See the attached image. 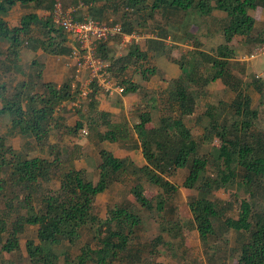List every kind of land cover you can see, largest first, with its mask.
Segmentation results:
<instances>
[{"label":"trees","instance_id":"1","mask_svg":"<svg viewBox=\"0 0 264 264\" xmlns=\"http://www.w3.org/2000/svg\"><path fill=\"white\" fill-rule=\"evenodd\" d=\"M99 1L81 0V5L91 17L98 19L105 13L106 1L111 4L107 7H112L113 11L125 8L141 16V12L147 10V18H151L154 13L165 19L176 14H194L205 25L218 22L223 43L212 53L194 50L193 54L197 58L186 63L182 61L184 57H181V61L177 62L180 74L172 81L171 88L167 89L166 98L162 101V113L155 128L145 129L150 116L137 106L133 110L136 122L130 128L124 120L117 123L110 121L108 114L97 111L94 100L89 101L88 108L93 118L90 130L102 126L103 133L95 132L98 140L118 142L126 148L137 145L136 149L144 161L140 167L134 166L128 157L116 158L100 148L97 150L96 181L88 180L84 170L76 169L74 161L68 159V167L55 177L58 181L57 195L52 196L43 191L42 184L51 181L54 171L61 164L57 152L50 158H23L11 147L5 146L4 140L0 138V251L7 254L17 251L18 236L24 227L36 226L37 244L33 241L25 243L29 264H55L58 255L55 253L56 248L64 243L73 246L84 229L91 231L95 242L84 243L73 258L62 252L63 264L134 263L147 250L148 253H154L157 246L166 243L162 242L160 235L147 243L137 242L135 233L140 219L134 211L126 207H113L103 219L92 214L95 197L106 191L112 183L119 182L120 174L126 169L127 159L131 162L130 174L136 181L130 189L134 201L141 209L154 211L160 230L168 234L170 230L166 226L169 221H166L165 214L174 210L170 208L166 211V202L176 192L177 186L169 183L164 175L186 169L187 175L181 186L196 192L195 197L187 202L191 217L189 226L206 247L205 253L209 249L207 242L215 236L214 223L221 218L220 212L223 211L210 199L212 192L228 187L241 189L246 198L238 201L235 218L226 217L220 222L219 231H232L241 239L236 264H264V209H256L255 202L259 195L264 197V131L254 130L256 112L250 108L249 97L239 90L240 80L229 71L235 38L244 42H260L252 37L254 20L248 11L264 9V0H152L149 4L144 3V0H105L100 7L97 5ZM16 5L32 11L21 16L17 26L9 27L5 17ZM52 6L53 0H0V42L8 43L9 59L4 64L3 75L9 76L13 68L18 66L22 44L32 51L40 50L51 56L69 55L65 34L54 27L48 16ZM36 11L46 15L39 17ZM214 12L221 15L216 16ZM75 14L76 18H81ZM134 29L130 19L121 24V31L125 35L131 34ZM32 30L41 36L32 39ZM160 32L159 35L164 36ZM106 44L101 43L96 48L97 57L103 61L106 59ZM153 44L149 43L155 46ZM148 58L147 47L143 51L133 44L123 57L112 63L111 73L117 83L123 86V95L137 91L135 86L121 78L125 70L138 63H145ZM170 61L173 62L172 59ZM206 64L209 65L208 69ZM145 73L153 75L154 70L143 69V80L147 79ZM3 78L0 77V117H8L12 132L42 145L49 134L65 127L62 123L53 122L52 114L64 102L74 101V92H71L68 81L59 85L40 82L43 92L35 93L31 90L32 85L37 83L26 76L7 94ZM216 80L220 81L231 97L228 104L221 103L219 106L229 111L232 121L228 123L226 119H212L203 128L201 139L215 137L218 146L212 154L199 155L197 142L182 120L192 115L199 98L198 93H193L189 88H198L197 91H200ZM253 87L255 92L261 93L260 83L255 82ZM80 127L81 124L75 122L68 134H74ZM131 133H134L135 140L131 138ZM205 166L212 167L211 176L202 170ZM141 181L160 190V195L154 201L143 196ZM39 183L41 193L38 192ZM14 189L22 194L21 198H18ZM37 194L39 198L36 200L33 196ZM32 199L37 201V209L31 207Z\"/></svg>","mask_w":264,"mask_h":264},{"label":"rangeland","instance_id":"2","mask_svg":"<svg viewBox=\"0 0 264 264\" xmlns=\"http://www.w3.org/2000/svg\"><path fill=\"white\" fill-rule=\"evenodd\" d=\"M104 1L100 0L97 5H101ZM151 1L144 0V3L149 4ZM59 2L62 7H69L81 3V0H59ZM108 5L111 6L106 1L105 13L100 17L101 19L91 17L85 8L79 9L75 15L77 17H89L99 20L108 25L119 24L121 26L122 23L128 22L129 19L133 22L134 32L142 36L143 39L138 42L124 40L120 37L110 39L105 45V62L110 64L111 71L112 63L118 58L123 57L128 52L130 46H133V44L137 45L139 50L143 51L147 47L148 60L145 63L141 62L132 66L133 68L129 67L121 78L137 88V91L132 93L136 96L135 107L137 106L140 110L148 112L150 116V122L145 125V129L155 128L158 126L159 116L162 113V101L166 98L167 89L171 88L172 81L176 79L168 77L161 70V65L169 63L178 68L177 62L181 61L182 56L184 57L182 61L185 63L188 60L191 61L197 58V55L193 54L194 50L212 53L218 45L223 43L219 24L214 21L215 23H206V26L199 16L188 13L186 15L176 14L166 19L162 18L158 13H154L151 18H147V10L143 13L141 12V16H138L137 13L126 11L125 8H118L113 11L112 7H107ZM31 11L26 7L16 5L7 12L5 21L9 27L17 26L19 18ZM36 14L39 17L46 15V13H42L41 11H36ZM214 14L216 16L221 15L218 12H214ZM248 15L254 20L252 37L258 39L260 42H244L239 40V38H235L234 43H232L233 58L229 61V71L236 79L240 80L239 90L249 97L250 108L256 112L253 121L254 130L262 132L264 131V56H260L248 63H239L235 60V58L248 53L257 44L264 43V9L256 8L255 10H249ZM160 31H162L164 36L159 35ZM31 36L34 39L39 38L41 35L36 30H32ZM144 36L146 37L144 38ZM151 41L156 42V44H153ZM149 43L155 46L149 45ZM20 48L19 64L13 68L12 74L6 76L3 75V72H5L3 67L5 62L9 60L7 58L8 43L6 41L0 42V77L4 76L3 81L7 86V94L12 92L13 87L20 83V80H25L26 76L32 82L37 83L36 85H32L31 91L42 93L43 89L39 83L44 82L40 78L43 69H45L43 65L47 64V62L51 63L50 59H55V56L47 55L40 50L32 51L28 49L30 47H26L23 44ZM168 58L172 59L173 62ZM55 63L58 62L55 61ZM205 67L208 69L209 65L206 64ZM145 68L153 69L154 74L148 75L145 73L147 79L143 80L142 72ZM71 74L72 71L70 72ZM64 77L61 83L68 81L69 84L74 85L73 79H71L69 74ZM255 82L256 84H261L260 94L255 92L253 87ZM189 89L193 93L197 92L199 98L196 101L192 115L184 117L182 119L183 123L188 128L192 138L197 142L198 154H212L218 146V141L212 136L201 139L203 128L207 127V124L212 119H226L228 123L232 121L229 111L221 109L219 106L221 103L228 104L231 97H229L225 88L218 80L207 84L200 91H197L199 90L198 88ZM116 103L119 104L120 100H117ZM88 106V101L80 102L79 106H75L73 101L61 104L52 114V118L53 122L62 123L65 127L62 126L55 130L54 133L49 134L42 145L36 144L32 139H25L16 135L10 130L8 117H0V138L4 140L5 146L11 147L21 157L28 159L34 157L50 158L54 152H57L56 154L59 156L61 164L58 170L54 171L51 181L47 184H42L43 191H46L47 194L52 196L57 195L58 181L55 177L68 167V159L74 161L75 168L84 170L85 177L88 180L95 182L97 179L96 164L98 163V149L105 147L114 157L125 158L124 155L127 150L124 144L121 145L118 142L109 144L97 139L95 132L99 131L103 133L104 128L102 126H99L98 129L93 127L94 130H90L91 128L89 127L93 125V118ZM128 118V123L126 121L125 123L129 124L131 128L136 122V114H133V110L128 112ZM114 121L115 123L122 122L121 119L118 121L114 119ZM75 122L80 123L81 127L74 134H68V130L73 127ZM95 123L98 125L97 121ZM131 138L135 140L134 133H131ZM136 146L134 148H127L131 153L133 160L131 162L134 166H137L136 164L138 163L135 164V161L137 162L136 157L139 156L137 154L139 150L136 149ZM5 156L8 159L10 158L8 154H5ZM125 161L127 166L125 171L120 174L119 182L112 183L106 191L95 197L92 214L103 219L109 209L113 207H126L128 210L134 211L140 219L139 228L135 233V240L137 242L141 244L147 243L160 235L162 242L166 244L157 246L155 252L152 254L148 253L149 251L147 250V253H143L134 263L120 262L119 264H236L237 249L241 239L238 234L232 231H219V228L220 222L224 218L236 217L238 201L246 198L245 193L241 189L228 187L212 192L210 199L216 202L223 211L220 212L221 218L214 223L215 236H212L207 242L209 249L205 253L207 251L206 247L201 244L197 233L189 226L191 217L187 209V202L195 197L196 192L193 189H185L181 186L187 175L186 169L175 170L170 175H164V178L169 183L177 186L176 192L166 202V211L170 208L174 210L171 213L167 212L165 214L166 221H169V225L166 226L170 230L168 234L160 230V223L159 220H156V213L154 211H145L134 201L130 189L136 184V181L130 174V160L126 159ZM202 170L205 171L207 176L213 174L212 167L205 166ZM39 185L40 191L38 192L41 193V183ZM141 187L142 194L147 200L154 201L157 195L161 193L156 187L143 181H141ZM14 190L16 191V189ZM17 194L18 198H21L22 194L18 192ZM33 197L36 200L39 198L38 194ZM255 202L256 209H264L263 195L256 197ZM36 203L37 201L31 200V207L33 209H37ZM12 220L13 216H11ZM35 233L36 226H25L23 232L18 236L17 251L9 254L0 251V264H29L25 251V243L26 241H33L34 244H37ZM93 242L95 241L92 238L91 231L82 230L79 240L73 246L69 247L64 243L56 248L55 253L58 255L55 264H63L64 255L72 256L73 258V256L78 254L79 248L84 243L92 244ZM62 252H64V255Z\"/></svg>","mask_w":264,"mask_h":264},{"label":"built area","instance_id":"3","mask_svg":"<svg viewBox=\"0 0 264 264\" xmlns=\"http://www.w3.org/2000/svg\"><path fill=\"white\" fill-rule=\"evenodd\" d=\"M84 8L81 3L76 6L63 8L59 0H53V6L48 13L54 27L59 28L66 36V45L70 49L67 56V67L72 71L70 75L74 85L71 84V92H74V105L80 102L95 103L101 99L122 97L124 88L118 84L110 71V64L97 57L96 48L101 43H107L114 37L138 42L143 37L135 32L125 35L119 24H105L89 17L76 18L75 13ZM146 36H144L145 38ZM264 56V43L257 44L251 50L235 58L239 63H248L256 58ZM82 133H84L81 130Z\"/></svg>","mask_w":264,"mask_h":264},{"label":"crops","instance_id":"4","mask_svg":"<svg viewBox=\"0 0 264 264\" xmlns=\"http://www.w3.org/2000/svg\"><path fill=\"white\" fill-rule=\"evenodd\" d=\"M53 60L57 61L58 63H55V61ZM50 61L51 63L47 62L48 65L47 64L43 65V68L45 69L42 68L43 71H42V75L40 76V78L44 82H51L55 85H59L61 81L63 80V78H65L64 77L65 75L69 74L70 76L71 70L67 67V64L69 63L68 59L67 57L55 56V59H50ZM41 63H44V62H41ZM160 68L170 78H177L179 76V70L173 64L164 63V65H161ZM69 85H71V83ZM117 100H120L119 104L116 103ZM135 105H136V96L133 95L132 93H129V94H125L123 97H115V98H110V99L103 98L100 101H98L97 104H95V108L97 109V111L108 114L109 119L112 122H115L114 119L116 121L121 119V121L124 120L128 123L129 121L128 112L130 110L131 111L134 110ZM128 126L130 127L129 124ZM109 144H114V143H109ZM102 149L109 151L105 147H103ZM125 149L127 151L124 157H128L131 161H133L131 153L128 151L126 147ZM137 154H139V156L137 157L135 156L137 160V162L135 161V164L138 163L136 165L140 167L144 164V161L139 151H137ZM73 165H74V162H73Z\"/></svg>","mask_w":264,"mask_h":264}]
</instances>
